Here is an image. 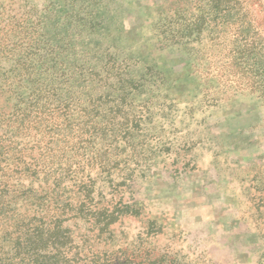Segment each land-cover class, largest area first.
I'll use <instances>...</instances> for the list:
<instances>
[{
	"label": "rangeland",
	"instance_id": "374dc122",
	"mask_svg": "<svg viewBox=\"0 0 264 264\" xmlns=\"http://www.w3.org/2000/svg\"><path fill=\"white\" fill-rule=\"evenodd\" d=\"M23 9L38 36L0 52L1 70L27 64L0 105L59 109L62 165L88 181L69 215H48L70 217L72 249L264 264V77L238 36L248 26L264 47V0H0V26Z\"/></svg>",
	"mask_w": 264,
	"mask_h": 264
},
{
	"label": "trees",
	"instance_id": "16d2710c",
	"mask_svg": "<svg viewBox=\"0 0 264 264\" xmlns=\"http://www.w3.org/2000/svg\"><path fill=\"white\" fill-rule=\"evenodd\" d=\"M28 12L23 9L22 13L7 15L6 23L0 26L1 53L17 51L19 34L28 46L36 43L39 20L30 18ZM193 25L199 35L201 26ZM238 36L243 41L244 53L252 60L248 63L257 68L252 72L254 79L263 78L264 57L260 55L264 51L263 44L256 42V33L250 32L248 26ZM23 68H27L25 61L16 59L10 68L0 69V96L16 87L12 81ZM55 111L59 109L52 107L47 112L37 109L18 113L4 110L0 105V264H160L156 263L158 258L147 260L146 256L138 258L125 250L94 248L87 245L85 239L73 250V238L63 225L70 217L51 219L48 216L50 210L69 215L67 192L84 193L83 187L88 182L85 174H78L83 169L74 170L62 165L65 150L57 145L59 136H54L62 123L49 119ZM75 136L74 133L71 138ZM47 194L50 197L47 198ZM36 197L59 202V207H45L44 214H40L32 207ZM9 201L19 202V207H10ZM115 221L116 218L111 217L103 232H110L109 226ZM83 246L92 252L96 250L95 255L83 258L80 255Z\"/></svg>",
	"mask_w": 264,
	"mask_h": 264
}]
</instances>
